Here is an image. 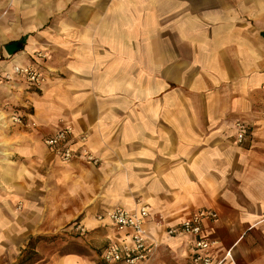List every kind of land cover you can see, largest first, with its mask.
<instances>
[{"label":"crops","instance_id":"obj_1","mask_svg":"<svg viewBox=\"0 0 264 264\" xmlns=\"http://www.w3.org/2000/svg\"><path fill=\"white\" fill-rule=\"evenodd\" d=\"M262 34L264 0H0V73L36 50L50 71L39 92L0 83V264L53 211L88 241L55 264H106L103 248L128 240L95 216L141 205L146 264H191L192 238L165 228L203 208L217 215L204 235L221 264H264ZM11 111L24 125L6 124ZM60 121L99 163L47 148ZM237 121L251 130L240 144Z\"/></svg>","mask_w":264,"mask_h":264},{"label":"built area","instance_id":"obj_2","mask_svg":"<svg viewBox=\"0 0 264 264\" xmlns=\"http://www.w3.org/2000/svg\"><path fill=\"white\" fill-rule=\"evenodd\" d=\"M30 57L29 63L15 64L9 73H0V83L17 81L22 83L27 91H41L50 74L43 64L46 53L36 50ZM27 116L26 113L16 111L8 114L10 123L20 126L24 125ZM234 127L235 141L239 144L251 135V130L244 122L237 121ZM44 144L63 162H71L75 159L90 164L100 162L89 148L88 135L76 133L67 122L47 136ZM149 216L150 211L147 205H141L134 210L114 207L98 213L95 218L99 224L113 228L128 240L113 242L104 247L100 253L101 260L106 264H146L153 256L155 248V243L149 240L145 227ZM216 217V213L210 209H197L177 224L166 226L165 232L169 237L189 235L192 238L191 264H221V261L217 260L212 253L217 242L204 235L205 224L215 220ZM75 229L80 235L85 232V228L79 223L76 224Z\"/></svg>","mask_w":264,"mask_h":264},{"label":"rangeland","instance_id":"obj_3","mask_svg":"<svg viewBox=\"0 0 264 264\" xmlns=\"http://www.w3.org/2000/svg\"><path fill=\"white\" fill-rule=\"evenodd\" d=\"M63 123H65V121H60L57 128ZM6 124H10V121ZM55 213L56 212L53 211L51 214L53 218L51 225H43L42 219H37L35 224L30 225L34 229V234L30 235L27 240H24L23 245L25 246L26 242L29 241L31 237L34 239L37 238L36 240H32V245L34 246L36 254L32 257L31 262H26L24 264H55L60 256L85 249V245L83 244H86V242L88 243L86 240L87 237L85 236L87 232L80 235L75 229L76 224H73L75 221L69 224H58L55 221ZM21 216L22 214H20V217ZM90 241H92V239ZM21 244L22 240H20V246ZM24 246H21L20 250H22ZM98 248L99 250L101 249V247ZM17 257L12 258V260H15H9L6 264H17ZM55 259L56 261H54Z\"/></svg>","mask_w":264,"mask_h":264},{"label":"trees","instance_id":"obj_4","mask_svg":"<svg viewBox=\"0 0 264 264\" xmlns=\"http://www.w3.org/2000/svg\"><path fill=\"white\" fill-rule=\"evenodd\" d=\"M36 239L37 238L34 239L33 237H31L29 241H27L25 247L20 251V254L17 257V264L31 262L32 257L36 254V252L34 251V246L32 245V240Z\"/></svg>","mask_w":264,"mask_h":264},{"label":"water","instance_id":"obj_5","mask_svg":"<svg viewBox=\"0 0 264 264\" xmlns=\"http://www.w3.org/2000/svg\"><path fill=\"white\" fill-rule=\"evenodd\" d=\"M4 50L8 55H13L21 50V45L18 41H12L4 46Z\"/></svg>","mask_w":264,"mask_h":264}]
</instances>
